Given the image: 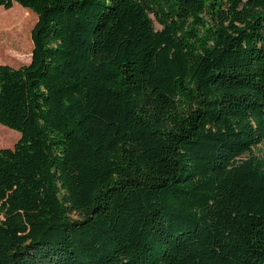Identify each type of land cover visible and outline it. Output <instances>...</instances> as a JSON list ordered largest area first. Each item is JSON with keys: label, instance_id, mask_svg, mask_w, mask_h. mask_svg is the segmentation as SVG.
<instances>
[{"label": "trees", "instance_id": "trees-1", "mask_svg": "<svg viewBox=\"0 0 264 264\" xmlns=\"http://www.w3.org/2000/svg\"><path fill=\"white\" fill-rule=\"evenodd\" d=\"M13 2L37 21L0 64V264H264V158L239 159L264 140V0L203 35L200 0L159 30L145 0H0L22 46Z\"/></svg>", "mask_w": 264, "mask_h": 264}, {"label": "rangeland", "instance_id": "rangeland-1", "mask_svg": "<svg viewBox=\"0 0 264 264\" xmlns=\"http://www.w3.org/2000/svg\"><path fill=\"white\" fill-rule=\"evenodd\" d=\"M148 3V16L150 17L153 27L155 30H159L162 27V14L164 11L174 12L178 7V4H183L188 7H196L197 0H145ZM202 1V7L199 12L194 9L188 10L184 14L183 28L190 29L195 22V19L201 24L196 26L198 32L203 35L206 28L213 26L212 16L215 9H225L228 0H200ZM244 0H241L243 2ZM15 5L16 10L20 11L25 17V39L24 45H19L16 42H6V36L10 33L12 35L16 34V28L10 29L6 25H0V57L4 61L0 64L10 65L12 67H20L22 65L28 64L31 58L32 51V40H31V29L37 21V15L29 8L24 7L17 2H13L12 6ZM11 6V7H12ZM10 7V8H11ZM9 9V8H8ZM0 6V15L4 13H9V10ZM176 20L179 16L175 14L173 18H168ZM6 29H9L6 31ZM20 134L18 131L0 125V148L2 147H12L14 143L18 140ZM249 156H254L256 158H264V140L257 143L250 148V152L242 154L239 159H243ZM74 218H78L76 214L72 215Z\"/></svg>", "mask_w": 264, "mask_h": 264}]
</instances>
